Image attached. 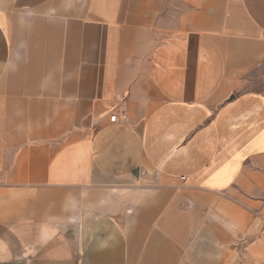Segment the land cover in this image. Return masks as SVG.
Masks as SVG:
<instances>
[{
    "label": "crops",
    "instance_id": "1",
    "mask_svg": "<svg viewBox=\"0 0 264 264\" xmlns=\"http://www.w3.org/2000/svg\"><path fill=\"white\" fill-rule=\"evenodd\" d=\"M262 189L264 0H0V264H221Z\"/></svg>",
    "mask_w": 264,
    "mask_h": 264
},
{
    "label": "rangeland",
    "instance_id": "2",
    "mask_svg": "<svg viewBox=\"0 0 264 264\" xmlns=\"http://www.w3.org/2000/svg\"><path fill=\"white\" fill-rule=\"evenodd\" d=\"M230 241L221 264H264V189L256 195L231 196ZM215 264V263H214Z\"/></svg>",
    "mask_w": 264,
    "mask_h": 264
},
{
    "label": "built area",
    "instance_id": "3",
    "mask_svg": "<svg viewBox=\"0 0 264 264\" xmlns=\"http://www.w3.org/2000/svg\"><path fill=\"white\" fill-rule=\"evenodd\" d=\"M115 117H116L115 114L110 115V120L114 121Z\"/></svg>",
    "mask_w": 264,
    "mask_h": 264
}]
</instances>
